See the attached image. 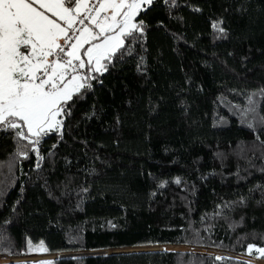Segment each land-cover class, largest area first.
I'll use <instances>...</instances> for the list:
<instances>
[{
  "label": "trees",
  "instance_id": "obj_1",
  "mask_svg": "<svg viewBox=\"0 0 264 264\" xmlns=\"http://www.w3.org/2000/svg\"><path fill=\"white\" fill-rule=\"evenodd\" d=\"M137 19L147 27L131 54L97 74L39 155L0 130V256L187 245L264 260L248 254L264 247V0H155ZM216 257L4 264H255Z\"/></svg>",
  "mask_w": 264,
  "mask_h": 264
},
{
  "label": "snow or ice",
  "instance_id": "obj_2",
  "mask_svg": "<svg viewBox=\"0 0 264 264\" xmlns=\"http://www.w3.org/2000/svg\"><path fill=\"white\" fill-rule=\"evenodd\" d=\"M154 3L0 0V130L11 131L18 142L26 140L39 155L36 146L51 133L62 136L61 117L71 115L72 105L92 89L97 74L106 72L118 54H131L128 45L147 27L137 18ZM212 27L224 32L219 23ZM248 103L255 113L254 101ZM259 119L264 122V116ZM43 243L39 250L46 252ZM253 250L264 258V247L249 245L248 254Z\"/></svg>",
  "mask_w": 264,
  "mask_h": 264
},
{
  "label": "rangeland",
  "instance_id": "obj_3",
  "mask_svg": "<svg viewBox=\"0 0 264 264\" xmlns=\"http://www.w3.org/2000/svg\"><path fill=\"white\" fill-rule=\"evenodd\" d=\"M163 245H158V246H147L150 248H158V249H167V250H190V251H200V252H207V253H213L217 256H228V257H236L238 259H243L249 262H253L255 264H264V260L258 259V258H253V257H248L245 255H238V254H233V253H226L224 251L216 250V249H209V248H199V247H192V246H187V245H178V246H165V247H159ZM137 248H146V247H127V248H118L116 250H129V249H137ZM80 253V252H79ZM78 252H72V253H61V254H46V253H38L34 255H29V256H23V257H11V256H0V264L12 262L14 260H40V259H47V258H54L58 255H70V254H79ZM87 253V252H84Z\"/></svg>",
  "mask_w": 264,
  "mask_h": 264
},
{
  "label": "water",
  "instance_id": "obj_4",
  "mask_svg": "<svg viewBox=\"0 0 264 264\" xmlns=\"http://www.w3.org/2000/svg\"><path fill=\"white\" fill-rule=\"evenodd\" d=\"M148 250H160L158 248H150V247H146V248H137V249H129V250H113V251H88L87 253H79V254H73L75 256H79V255H83V254H106V253H110V252H124V251H148ZM190 251V250H189ZM193 251V250H192ZM195 252H200V251H195ZM207 253V252H204ZM209 254H213V253H209ZM65 255V254H64ZM63 255H58L57 257H61ZM55 258V257H54ZM236 258V257H233ZM243 260V259H242ZM14 261H20V260H14Z\"/></svg>",
  "mask_w": 264,
  "mask_h": 264
}]
</instances>
